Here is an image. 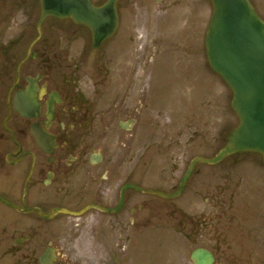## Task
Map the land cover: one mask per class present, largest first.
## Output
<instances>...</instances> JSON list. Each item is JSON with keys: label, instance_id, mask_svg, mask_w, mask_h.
<instances>
[{"label": "flooded vegetation", "instance_id": "1", "mask_svg": "<svg viewBox=\"0 0 264 264\" xmlns=\"http://www.w3.org/2000/svg\"><path fill=\"white\" fill-rule=\"evenodd\" d=\"M150 2L164 4L116 0V30L94 49L87 27L41 21L39 0H0V264H170L164 235L199 234V214L164 215V122L130 71L108 69ZM96 60L88 92L83 69ZM194 173L187 184L199 189Z\"/></svg>", "mask_w": 264, "mask_h": 264}, {"label": "rangeland", "instance_id": "2", "mask_svg": "<svg viewBox=\"0 0 264 264\" xmlns=\"http://www.w3.org/2000/svg\"><path fill=\"white\" fill-rule=\"evenodd\" d=\"M255 1L264 13V0ZM145 7L149 20H144L143 13L136 15L132 43L124 48L123 56L110 60L108 69L110 77L130 71L129 80L154 104L150 115L164 122L161 175L164 193H172L188 162L199 155H215L238 120L230 107V90L212 74L206 60L204 36L211 1L164 0L161 7L153 2ZM157 10L163 11L157 14ZM104 64L99 60L93 70L84 66L88 92L97 86ZM193 128L195 134L189 131ZM233 158L241 162L230 170ZM233 158L200 167V174L194 175L201 182L199 189L187 186L178 198L164 202V215L180 208L189 216L199 214L201 222L199 234L189 241L164 235L168 243L164 251L174 259L170 264H192L189 255L197 247L214 250L218 264H264V165L251 154ZM188 229L192 234L191 224Z\"/></svg>", "mask_w": 264, "mask_h": 264}, {"label": "water", "instance_id": "3", "mask_svg": "<svg viewBox=\"0 0 264 264\" xmlns=\"http://www.w3.org/2000/svg\"><path fill=\"white\" fill-rule=\"evenodd\" d=\"M42 17L71 18L90 28L94 47L110 37L116 27L115 0L93 7L89 0H40ZM213 12L204 38L210 68L232 92L231 108L239 123L226 145L211 159L197 157L190 163L174 198L184 187L196 163L217 164L240 152L258 153L264 162V23L248 0H211ZM194 264H212V255L195 250Z\"/></svg>", "mask_w": 264, "mask_h": 264}]
</instances>
